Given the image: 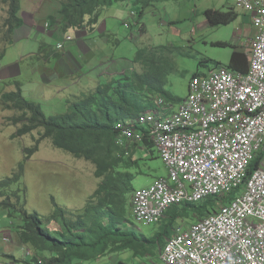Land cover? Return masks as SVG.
I'll use <instances>...</instances> for the list:
<instances>
[{"label": "rangeland", "instance_id": "rangeland-1", "mask_svg": "<svg viewBox=\"0 0 264 264\" xmlns=\"http://www.w3.org/2000/svg\"><path fill=\"white\" fill-rule=\"evenodd\" d=\"M60 1L20 0V7L32 18L35 27L39 25L46 33L49 28L46 27L45 18L53 13L56 15ZM233 7L234 0H172L155 4L140 16V8L132 3L113 5L98 19L100 26H104L102 29L107 37L104 38V44L98 42L103 36L96 30L85 38L89 44L96 41L94 56L87 57L85 61L84 52L76 49V38L81 34L73 29L69 30L71 40L68 43L63 42V39L59 42L55 37L39 38L37 43L32 39L23 38L18 42L20 36L16 37L15 33L18 31L26 38L28 28L22 26L15 30L14 35H9L4 23L7 18V6L1 5L0 96L16 91L14 82L17 81L20 83L23 97L38 104L46 116L63 114L69 104L93 91L100 83L111 81L121 73L127 74L130 68L142 72V66L133 63L139 50L147 49L149 53L152 49L161 47L157 51L160 56L157 57L167 65L166 89L183 101L188 95L189 82L193 75H205L217 68L227 69L233 47L242 44L240 35L244 31L243 24L250 21L244 22L241 12L236 11L238 15L231 23L214 27H210L202 16L207 9L226 12ZM82 30L87 32L88 29ZM44 41L54 50L58 43L63 42V48L56 51L59 55L63 51L71 52H63L70 68L60 60H54L56 63L53 65L52 61L47 64V59L38 54L40 43ZM122 64H126L127 68L117 70ZM89 69L93 70V73L87 78ZM81 74L83 76H80ZM177 106L178 104H175L174 108ZM19 115V112L0 104V182L14 179L15 175L21 177L18 182L0 189L4 195L0 201L7 199L12 205H20L27 212H36L42 218L52 214L55 203L66 212L67 217L73 218L84 209L101 182V179L95 176V166L90 161L77 159L55 148L49 139L41 137L39 130L18 136L22 122L17 123L14 119ZM125 147L124 142L120 149ZM30 149L33 151L28 155L27 150ZM134 151L138 161L130 170L134 174L131 181L133 189L149 187L157 179L168 175L155 149L147 151L142 144H138ZM123 208L130 220V223L123 227L126 231L147 239L161 232L160 224L144 225L134 221L130 215L128 197L124 199ZM216 209L217 206L210 207L209 212L212 213ZM0 214L3 215V219L0 218L1 226V222L17 225L18 221L14 218L10 220L6 211L0 209ZM194 222L190 211L177 219V225L183 230ZM47 227L54 230L52 224ZM11 237L14 239V235ZM13 239L12 243L15 241ZM157 250V243L149 248L152 254L146 264H160L155 257H151ZM107 254L83 264L123 262L124 256L118 254L119 262H114L111 260L114 255ZM128 255L133 257L130 252ZM23 257L24 262L30 260V257ZM125 259L124 262L129 264L130 260Z\"/></svg>", "mask_w": 264, "mask_h": 264}, {"label": "built area", "instance_id": "built-area-1", "mask_svg": "<svg viewBox=\"0 0 264 264\" xmlns=\"http://www.w3.org/2000/svg\"><path fill=\"white\" fill-rule=\"evenodd\" d=\"M234 9L255 30L245 73L217 68L193 77L177 108L156 97L152 111L115 125L119 147L141 143L144 134L136 127H145L168 171L132 193L138 224L160 223L171 206L232 195L186 230L176 225L161 250L162 264H264V0H234ZM70 40L65 35L63 42ZM2 242L11 244L12 238ZM21 249L31 258L27 247Z\"/></svg>", "mask_w": 264, "mask_h": 264}, {"label": "trees", "instance_id": "trees-1", "mask_svg": "<svg viewBox=\"0 0 264 264\" xmlns=\"http://www.w3.org/2000/svg\"><path fill=\"white\" fill-rule=\"evenodd\" d=\"M167 1L172 0H61L56 15L53 13L45 18L49 28L46 33L49 38H54L57 31L64 34L70 29L79 31L87 28V34H90L98 29L96 24L100 13L113 5L132 3L140 8L142 16L146 9ZM1 5L7 6L6 32L13 35L30 17L26 13L22 16L20 0H0ZM237 15L234 7L226 12L207 9L202 13L210 27L227 25ZM101 31L105 33L104 29ZM103 38H107L105 34ZM160 48L156 47L149 53L147 49L139 50L133 63L140 64L142 72L130 68L127 74L121 73L111 81L100 83L93 91L69 104L63 114L46 116L38 104L23 97L17 81L14 82L16 91L0 96L1 106L20 113L14 119L17 123L22 122L18 136L39 130L41 137L49 139L55 148L77 159L90 161L95 166V176L101 179L84 209L73 218L67 217L66 212L55 203L52 214L42 218L36 212H27L20 205H12L7 199L0 201V209L8 213L10 220L14 218L18 221L14 227L19 245L32 252L30 260L24 264H34L38 259L44 264H76L126 250L133 251L135 255H146L155 243L164 245L172 235L177 219L186 212H192L195 221L201 220L210 214L209 208L217 201L226 203L232 198V195L220 200L210 197L195 204L171 206L163 215L162 231L150 239L140 238L123 228L130 223L123 208L124 199L128 197L130 204V197L135 191L131 185L134 174L130 171L138 161L134 147L142 144L147 151L154 150V147L147 137L146 128L136 127L144 134L142 142L129 143L121 150L115 125L133 121L140 114L152 111L156 97L173 106L181 102L166 89L167 65L157 57L160 56L157 54ZM233 49L227 70L245 73L247 56L236 47ZM196 76L201 75L195 74L191 78ZM32 151L27 150L28 155ZM258 160L259 157L250 164L248 175L257 168ZM20 178V175H15L14 179L0 182V189L11 186ZM3 197L0 192V198ZM48 224L53 225V231L47 227Z\"/></svg>", "mask_w": 264, "mask_h": 264}, {"label": "crops", "instance_id": "crops-1", "mask_svg": "<svg viewBox=\"0 0 264 264\" xmlns=\"http://www.w3.org/2000/svg\"><path fill=\"white\" fill-rule=\"evenodd\" d=\"M123 4V3H122ZM117 5V4H116ZM121 5V4H120ZM106 10H108L109 11V8H107ZM106 10H104L103 12H105ZM21 12H22V16H23V14L25 13V12H23V10H21ZM103 12L101 13V16H102V14H103ZM242 14V13H241ZM100 16V17H101ZM242 16L244 17V22H246V20H249V17L247 16V15H245V14H242ZM99 23L97 24V28L98 29H95L96 31H98V33L100 34V36L102 37V36H104V32L103 31H101L102 30V27H104V26H100V21H98ZM244 26H243V33L240 35V39H241V41H242V44L241 45H239L238 47H236L237 48V50L239 51V52H244L245 53V55L247 56V61L249 62V57H248V53H249V44H250V40H251V38L253 37V35L255 34V30H254V28L251 26V24H250V22H248V24L247 23H244L243 24ZM24 27H27L28 28V30H26V33H25V35H27L26 36V38H24V36H22L18 31L15 33V36L17 37V36H20L19 37V40H18V42L23 38V40L25 39V40H30V39H32V40H34V41H36V43L37 42H39V38H49L48 36H47V33H44L43 32V30H42V28H40V26L38 25L37 27H35V24L33 23V21H32V18H30L29 20H26L25 19V23H24ZM44 28H45V26H44ZM94 30V31H95ZM93 31V32H94ZM105 31V30H104ZM38 32V33H37ZM77 32H79L80 34H81V36H79L78 38H76V49H78V50H81L82 52H84V60L86 61L87 60V57H93L94 56V53H93V49H94V46H96V41H92V43L91 44H89L88 42H86V41H88L87 39H85V38H88L87 36H88V34H87V32H84L83 30H79V31H77ZM83 32V33H82ZM95 33V32H94ZM14 35V34H13ZM65 35H71V33L68 31L67 33H61L60 31H57L56 32V34H55V38H57L58 40H59V42L63 39L64 40V36ZM239 39V38H238ZM84 40V41H83ZM104 38L102 37V38H100V41H98V42H100V43H102V44H104ZM106 41V40H105ZM68 43V42H67ZM40 45H41V49H40V51H39V53L38 54H42L43 55V57L45 58V56H47L48 55V58H47V61H48V63L47 64H50V62L52 61V65L54 64V63H56V62H54V60H60V62H64V63H66L67 64V62L65 61V57H64V53L63 52H66V53H69V54H71V52L70 51H63L62 52V54L61 55H59V53L56 51L57 50V48H56V50H54V49H52V48H50V46L46 43V41H44V43H40ZM65 46V45H64ZM57 47V46H56ZM48 48V49H47ZM56 55H55V54ZM79 53H80V51H79ZM86 54H88V55H86ZM58 55V56H57ZM46 59V58H45ZM108 63V62H107ZM85 64H86V62H85ZM87 65V64H86ZM66 66V65H65ZM67 66H68V64H67ZM121 67L119 68L118 67V69L117 70H121V68L123 69H125V68H127V65L126 64H122V65H120ZM87 67H88V65H87ZM68 68H70L69 66H68ZM92 73H93V70L92 71H90V69L88 70V73H87V78L89 77V75H92ZM80 76H83L82 74L80 75ZM96 78V77H95ZM96 87V86H95ZM91 92V91H90ZM89 92V93H90ZM88 94V93H87ZM85 95V94H84ZM83 96V95H82ZM3 217V215H1L0 214V218H2ZM163 218V217H162ZM3 219V218H2ZM179 219V218H178ZM1 224H2V226L0 225V264H8V262H10V261H14V262H16V264H24V252H23V250L22 251H20L21 250V247H20V245H19V241H18V237H17V231H16V229H15V227L13 226V225H11V222H8V223H4V222H1ZM158 224H160L161 225V227H162V219H161V221H160V223H158ZM162 231V230H161ZM174 232V231H173ZM14 235V239L11 237V236H13ZM157 235V234H156ZM172 235H173V233H172ZM5 237H10V238H12L13 240H15L14 241V243H12V244H5L4 242H2V239L3 238H5ZM154 237V236H153ZM166 241H167V239L165 240V243H166ZM165 243H164V245H165ZM164 245H162V246H159L158 245V250H157V252L154 254V255H152L151 257H155L157 260H158V262L160 263V264H162V262H161V260H160V253H161V250L163 249V247H164ZM20 248V249H19ZM128 252H130L131 254H132V256L133 257H130V255H128ZM111 254H113L114 256L112 257V261H114V262H119V257L118 256H124V258H123V262H124V259H125V257H126V259H125V261H128V259L130 260V263L129 264H146V261L147 260H149V258H150V255L152 254L151 252H149V253H147L146 255H135L134 254V252L133 251H131V250H126V251H120V252H114V253H111ZM118 254H120V255H118ZM17 255H19V257H17ZM107 255H109V254H107ZM118 255V256H117ZM102 257H104V255H102V256H100V257H98V258H102ZM87 262H89V261H87ZM123 262H121L120 261V264H127V263H123ZM76 264H83V262H79V263H76ZM148 264H153V262H148Z\"/></svg>", "mask_w": 264, "mask_h": 264}]
</instances>
